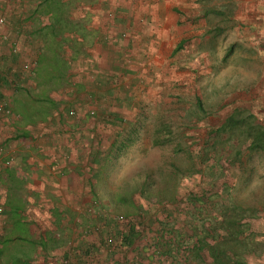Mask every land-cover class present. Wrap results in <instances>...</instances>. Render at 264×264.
Returning <instances> with one entry per match:
<instances>
[{"label": "rangeland", "instance_id": "1", "mask_svg": "<svg viewBox=\"0 0 264 264\" xmlns=\"http://www.w3.org/2000/svg\"><path fill=\"white\" fill-rule=\"evenodd\" d=\"M0 17L6 96L23 124L71 128L88 174L66 229L1 233L0 264H264V0H0Z\"/></svg>", "mask_w": 264, "mask_h": 264}, {"label": "crops", "instance_id": "2", "mask_svg": "<svg viewBox=\"0 0 264 264\" xmlns=\"http://www.w3.org/2000/svg\"><path fill=\"white\" fill-rule=\"evenodd\" d=\"M10 96L17 114L0 118V143L6 144L0 159L10 155L15 159L11 166L0 168V205L5 209V214L0 215V234L3 239L8 235V243L32 237L39 241L45 235H35L36 231L66 229L64 218L71 213L67 210H73L71 204L82 197L88 174L83 170V154L72 150V146L77 150L82 145L78 138H71L72 129H56L52 115L23 124L22 120L30 117L24 110L26 99L19 97L14 101V96ZM61 119L65 120V116L58 120ZM67 153L68 158L63 157ZM45 240L43 246L38 243L43 251L55 248L54 241L52 248L49 239Z\"/></svg>", "mask_w": 264, "mask_h": 264}, {"label": "built area", "instance_id": "3", "mask_svg": "<svg viewBox=\"0 0 264 264\" xmlns=\"http://www.w3.org/2000/svg\"><path fill=\"white\" fill-rule=\"evenodd\" d=\"M5 23V19L3 17H0V39L4 37L2 27L5 25ZM12 76L11 73L6 70L0 72V116H8L11 114V107L9 106V97L6 96V92L8 90H11L12 87H17L18 85H20L19 81H11L13 79ZM7 158H11L12 161L15 159L14 155L7 156ZM9 163V160L5 161L6 165H8ZM2 211L3 209L0 207V213Z\"/></svg>", "mask_w": 264, "mask_h": 264}, {"label": "trees", "instance_id": "4", "mask_svg": "<svg viewBox=\"0 0 264 264\" xmlns=\"http://www.w3.org/2000/svg\"><path fill=\"white\" fill-rule=\"evenodd\" d=\"M107 227H109V226L107 225ZM116 230H118V229H116ZM121 231L123 232V230H121ZM121 231L111 232V234H109L107 237H106V235H103V237L101 238V240L103 239V241H101L99 243H104V244L106 243L107 244L108 242H114L115 235L117 237L118 234L119 235L121 234ZM126 232H127V230H126ZM130 232H132V230ZM99 245H101V244H99ZM101 247H105V245L101 246Z\"/></svg>", "mask_w": 264, "mask_h": 264}]
</instances>
